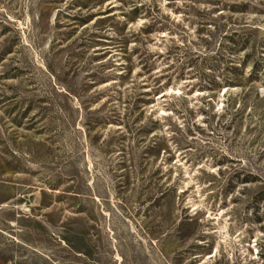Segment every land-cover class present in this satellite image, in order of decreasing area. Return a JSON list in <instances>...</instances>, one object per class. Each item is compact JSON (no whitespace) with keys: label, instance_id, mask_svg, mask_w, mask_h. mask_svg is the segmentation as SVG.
<instances>
[{"label":"rangeland","instance_id":"obj_1","mask_svg":"<svg viewBox=\"0 0 264 264\" xmlns=\"http://www.w3.org/2000/svg\"><path fill=\"white\" fill-rule=\"evenodd\" d=\"M0 264H264V0H0Z\"/></svg>","mask_w":264,"mask_h":264}]
</instances>
